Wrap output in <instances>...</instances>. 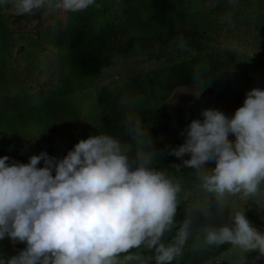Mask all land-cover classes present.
I'll use <instances>...</instances> for the list:
<instances>
[{
	"label": "clouds",
	"instance_id": "clouds-1",
	"mask_svg": "<svg viewBox=\"0 0 264 264\" xmlns=\"http://www.w3.org/2000/svg\"><path fill=\"white\" fill-rule=\"evenodd\" d=\"M12 4L17 15L41 9L77 13L95 0H0ZM100 5H96L99 7ZM203 121L193 120L187 138L171 155L195 169L199 188L211 194L221 208L228 196L247 201L264 184V90L253 88L232 118L215 109L202 111ZM139 129V122H137ZM234 136L231 140L229 137ZM151 148V140L139 130ZM129 149L106 134L89 136L56 160L41 152L27 164L0 157V240L6 236L27 247L0 264H121V254L145 246L154 250L156 264L180 257L192 232L191 218L180 224L173 240L162 242L175 227L180 183L137 156L129 165ZM43 160L44 166L37 167ZM215 161L214 168L206 165ZM179 165L176 166L177 171ZM55 170V175L52 172ZM208 214V205L201 208ZM233 226L202 227L199 247L230 244L244 253L264 257V232L255 228L244 211L231 215ZM126 255V261L139 260Z\"/></svg>",
	"mask_w": 264,
	"mask_h": 264
},
{
	"label": "rangeland",
	"instance_id": "rangeland-1",
	"mask_svg": "<svg viewBox=\"0 0 264 264\" xmlns=\"http://www.w3.org/2000/svg\"><path fill=\"white\" fill-rule=\"evenodd\" d=\"M140 1L95 0L90 6L94 18L102 10L104 21L112 22L106 35L112 62L100 69L92 88L67 95L56 92V40L73 28L81 11L41 9L16 19L11 2L0 5V141L12 140L21 150L24 164L41 152L61 160L80 140L105 134L95 89L100 85L120 87L127 78L149 69H158L163 80L170 79L168 99L173 108L195 103L201 121L205 109L220 111L234 105L240 95L236 111L251 89L264 90V0H163V19L155 20H168L172 27L164 58L125 49L128 33L123 24L134 20ZM90 27V21L84 24L78 53L85 47ZM80 55H73L72 62L81 73ZM235 111L224 114L232 118ZM157 135L162 144L179 140L180 125L160 129ZM3 156L9 157V164L16 162L11 151H0ZM43 166L42 160L37 167ZM214 167L215 161L207 164V168ZM185 196L181 189L178 200ZM210 196L201 190L202 208L208 205L203 227L233 226L231 215L244 211L250 223L264 232V184L247 201L239 195L228 196L225 208ZM26 247V242L6 236L0 240V257L16 256ZM129 254L140 259L126 261ZM258 256L257 251L244 253L229 245L205 264H264V257ZM118 259L121 264H144L138 248Z\"/></svg>",
	"mask_w": 264,
	"mask_h": 264
},
{
	"label": "trees",
	"instance_id": "trees-1",
	"mask_svg": "<svg viewBox=\"0 0 264 264\" xmlns=\"http://www.w3.org/2000/svg\"><path fill=\"white\" fill-rule=\"evenodd\" d=\"M162 1L141 0L139 6L135 7L134 20L131 23L123 24V31L128 33L125 49L135 54L143 50L149 56L166 57L172 27L171 24H167L168 20L163 23L162 21L157 23L155 20L157 17L159 18L158 21L163 19ZM99 4L102 5V3ZM90 9L89 6L88 9L81 11V15L76 17L73 28L57 37L56 92L58 95H67L75 91L92 88L93 80L100 69L112 62V54L107 50L108 43L106 40L112 22L104 21L102 10L100 17L94 18ZM25 17L26 15H15L16 19ZM88 21H90L91 27L86 38V44L85 47L83 46L82 52L78 53L84 24ZM158 27L161 32H158ZM76 53L81 54L79 64L81 73L76 70L72 62L73 55ZM169 80H163L158 69H149L127 78L120 87L98 86L95 89L96 103L105 134L116 138L123 147L129 149V165L132 170H135L138 165L136 159L138 155L142 158H148L153 151L155 155L152 157L151 166L156 170L166 172L168 177L172 178L174 182L178 181L181 189L186 191V196L179 200L175 217L176 226L173 227L172 231L165 233L162 242L167 245L173 240L180 224L186 217L191 218L192 232L183 254L170 264H205L207 260L228 248L230 244L192 249L194 242L202 244L204 238L202 228L204 213L201 210L202 197L198 186L199 181L195 169L185 167L183 164L184 160L191 158L190 154L178 158L170 153L172 149L184 144L187 138L185 130L190 123L196 119L200 120L199 105L190 103L183 109H174L168 99L171 88ZM122 89L127 91V95ZM125 97L127 99L122 100ZM239 101L240 95H238L234 105L223 107L220 112L223 114L234 112ZM120 103L122 104L119 105ZM118 106L121 108L118 109ZM137 122H139V129ZM173 124L180 125L181 138L162 144L157 135L158 131ZM138 130L142 134H146V139L151 140V148L142 136H137ZM0 151H11L15 155L16 162L24 163L21 150L12 140L0 141ZM177 165L180 166L178 171ZM138 251L144 264H156L154 250H149L142 245Z\"/></svg>",
	"mask_w": 264,
	"mask_h": 264
},
{
	"label": "water",
	"instance_id": "water-1",
	"mask_svg": "<svg viewBox=\"0 0 264 264\" xmlns=\"http://www.w3.org/2000/svg\"><path fill=\"white\" fill-rule=\"evenodd\" d=\"M220 264H226L225 262H222V263H220Z\"/></svg>",
	"mask_w": 264,
	"mask_h": 264
}]
</instances>
